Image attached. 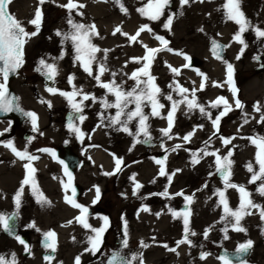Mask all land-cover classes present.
Instances as JSON below:
<instances>
[{
    "label": "rangeland",
    "instance_id": "rangeland-1",
    "mask_svg": "<svg viewBox=\"0 0 264 264\" xmlns=\"http://www.w3.org/2000/svg\"><path fill=\"white\" fill-rule=\"evenodd\" d=\"M73 2L82 3L86 8L103 4L97 0ZM224 2L225 0L203 2L190 0L188 5L182 6L180 0H170L164 14L158 20L147 19L146 25L151 31L142 32L136 42H130L127 37L126 40L115 37L92 39V43L100 49L109 50L107 57L113 56L118 59L111 63L104 61L107 57L105 58L103 51L97 53V61L105 64L109 71L106 78L105 73L101 76V82L110 83L113 80L110 72L116 74L118 72L114 78L115 82L125 91H130L135 85V81L129 79V76L147 62L140 59L139 62L134 60L127 66H120L119 61L144 57L143 53L146 54L144 45L148 48L164 49V45L155 39L156 36L168 41L167 48L156 54L149 68L150 75L155 77L154 83L161 90L162 95L159 99L165 105L161 109L164 118L159 125L149 127L152 139L141 143H136L134 136L138 129V120L128 124L133 135L122 130L114 133L112 129L98 133L101 126L107 125L110 122L109 118L115 116L117 109L105 108L101 103L104 99L96 96L100 91L107 92L93 78L98 74V64L92 65L93 76H89L80 62L75 60L76 54L72 43L64 41L57 35L58 29H63L62 26L70 16L73 21L78 20L75 10L70 14L62 7L68 0H44L43 3L40 0H12L8 5L9 12L22 23L27 32L37 33L27 38L23 49V65L11 81L10 87L18 95L20 106L34 113L37 119L43 122L42 128L47 121L48 105L52 107L49 108V231L56 234L57 250L53 253L54 260L49 264H75L76 257L80 258V264H101L109 253L106 249L125 253L130 260L133 256L137 257L132 264H141V260L143 264H223L218 256L220 248L235 250L249 240L252 241V247L247 264H264V219H261L259 209H251L253 214L245 215L241 220L240 226L246 230L244 232L232 230L234 221L231 218L222 221L224 212L216 194L217 190L225 192L229 207L233 210L239 207L240 194L236 189H225L223 180L217 177L215 157L204 156L201 152V149L206 148L207 151L218 152L223 157L231 150L233 153L230 157L231 183L244 186L251 193V199L264 207V196L257 190L260 182L249 183L252 174L247 170L250 162L254 170L259 169V165L256 164L258 149L249 138L264 137V122H260L261 115L264 114V38L257 37L254 31L255 28L264 30V0H241V10L252 26L241 34L243 44L228 41L224 27L216 32L211 29L212 15L222 18L225 16L222 9ZM84 8L79 11L86 12ZM37 10L42 13L38 31L35 25L29 23L35 18ZM212 10L213 13L210 15ZM245 12H251L250 17H247ZM253 12L260 14L259 19L254 17ZM170 15L173 16V22L169 29L164 25ZM206 17L208 24L203 25V18ZM69 27L71 28L70 24ZM121 28H124V25ZM205 30L207 35L203 34ZM143 38L147 41H142ZM212 40L225 45L226 53L223 59L219 60L210 54L208 45ZM115 46L117 48L113 52ZM239 49L244 55L237 52ZM185 56L188 59H185ZM41 59L48 64L56 65L58 74L53 80H49L42 71L36 70ZM228 64L233 68L231 84L226 82ZM172 68L179 70V74L174 73ZM202 83L204 88L200 90ZM177 86L189 90L185 94L189 99L192 98L191 93L195 89L197 104L204 106L212 118L201 114L199 108L189 111L186 104L181 103L173 116L170 134L172 138H168L163 136L161 130L168 127L165 115L170 110L167 105L172 102L164 97L172 95L173 100H181V96L174 91ZM50 87L57 89V93L82 90L83 93L96 98L95 101L92 99L84 101L83 111L75 115V126L83 133L80 146L87 145L89 149L97 147L101 150L100 154L106 159V161L102 159V163L106 164L105 173H114L116 160L122 161L119 173L110 176V180L116 181L117 188L114 189L118 192L115 207L111 211L112 223L116 224L113 229L116 244L113 245L114 236L110 235L108 243L105 240L104 249L100 253L86 251L91 248L88 238L94 233L85 229L76 220V217L81 215L78 208L71 211L64 204L66 196V193L62 194L64 189L61 192L57 191L61 183L58 180V168L54 166L56 161L52 155L53 146L62 143L63 134L75 135V132L67 127L65 119L67 113L74 115L75 112L66 97L61 95L49 99L47 89ZM232 88H235V94ZM40 89L46 94L44 97L38 96L37 92ZM51 94L53 93L49 92V95ZM219 97L225 98L232 110L221 118L217 130L213 120L223 111L224 105L218 108H211L210 105ZM81 99L82 96L76 97L77 102ZM235 99L241 101L243 109L235 107ZM254 106H259L260 111H256ZM134 108L135 105L130 104L125 111ZM80 116H84L85 119L81 121ZM245 120L248 122L245 123ZM248 124L252 128H247ZM120 127L121 125H117V128ZM190 133H192L190 141H184L182 138ZM221 137L230 139L231 142L225 146ZM138 138L144 140L142 135ZM205 142H208L207 145ZM176 145L180 147L172 151ZM194 152L199 155V162L195 165L192 163ZM161 153L163 156L160 158ZM160 159L165 161L164 167L168 175L175 173L171 181L168 175H159L161 165L156 161ZM134 174L135 182L132 179ZM104 179L101 176L98 181L103 182ZM137 182L142 187L134 194ZM165 192L167 195H164ZM179 193L182 195H178ZM186 196L193 197L191 204L185 200ZM145 208L148 210L145 211ZM185 210L191 212L189 227L196 235L188 237L191 244L177 246V241L184 238V225L183 219L174 217L173 212ZM37 221L46 227L48 219L37 218ZM87 222L93 228H105L100 219H90ZM140 223L144 226L142 231L138 228ZM226 226L227 233L223 231ZM205 230H209L207 238L204 236ZM142 242L147 246L143 247ZM164 245L168 247L165 248ZM0 247H3L1 239ZM169 248H174L175 251H169ZM17 252L19 250H7V258H13L14 254L16 264H47L40 257V251L30 252L28 258ZM202 254H206L203 259ZM0 256H4V252H0Z\"/></svg>",
    "mask_w": 264,
    "mask_h": 264
},
{
    "label": "snow or ice",
    "instance_id": "snow-or-ice-1",
    "mask_svg": "<svg viewBox=\"0 0 264 264\" xmlns=\"http://www.w3.org/2000/svg\"><path fill=\"white\" fill-rule=\"evenodd\" d=\"M12 2V0H0V113H8L12 111H23L19 108V105L16 104L14 107L13 101L18 99L15 97H11L10 93L8 92L7 88V82L11 75H14L18 72V70L23 65V49L24 45L27 41V38H30L31 36L36 35L37 33H29L25 30L24 26L20 21H18L8 10V5ZM41 3L44 2V0H40ZM107 2V0H105ZM117 4H119L121 11L127 13V9L124 7V5L120 2V0H115ZM170 0H148L147 4L144 7H141L138 9L140 14L142 16L147 17L149 20L155 21L158 20L163 14L164 10L168 7ZM200 2H203V0H200ZM181 5H188L190 3V0H180ZM241 0H225V3L222 5V9L224 11V14L228 20L234 21L239 26V31L235 35L234 39L243 44L244 41L241 38V34L247 31L251 26L250 22L246 19L243 11L240 7ZM62 7H65L69 13L71 14L73 10L77 12L78 15H83L82 12L79 11V9H83L85 7L82 3H74L73 0H68V3L66 5H63ZM182 14V13H181ZM42 18V13L37 10L35 14V18L29 21V23L35 25L37 27V31L39 30V24ZM173 22V16H169L167 19V22L165 23L164 27L169 28ZM68 23L71 25L72 31L68 33H60L57 32V35L62 36L64 41H70L74 47L75 50V60L79 61L82 65L84 71L89 75L93 76V69L92 65L94 63L98 64V74L95 75L93 78L99 83L100 87L107 90V92L115 97V102L110 103L107 100H102L101 103L105 108H115L117 109L116 114L114 117H110V123L112 125H121V127L118 130H122L125 132H129L130 135H133V133L130 132L128 128V124L133 120H138V129L137 132L134 134L136 137V143L141 142H148L152 139L150 132H149V125L147 123L149 116L146 114L143 109L145 107L151 108V115L152 116H160V110L165 107L163 103L160 102L159 97L162 95L160 88L154 83L155 77L151 76L149 73V68L151 66L152 61L155 59V54L158 52L165 50L167 48L168 41L165 40L163 37L156 36L155 39H157L161 45H164V49L162 48H148L146 45L144 47L146 48V55L142 58H132L133 60H136L139 62L140 59L146 61L143 65V67L137 69L134 71L130 76L129 79H132L135 81L134 87L130 91H125L121 85L116 84L115 82V73H112L113 80L110 83H104L101 82V76L107 71V67L105 64L97 61V53L103 51L105 54V58L107 57L108 49H100L95 44L92 43V38L95 36H98L99 33L96 29V26L93 25H85L82 23H76L71 19V16L69 17ZM144 31H151L150 28H148L147 25H141L140 28L137 30V32L134 35H129L128 33H123L122 29L118 26L115 28L113 35L116 33H121L122 35L126 36L130 42H136L137 38L140 36V34ZM257 37L264 38V30H261L259 28L254 29ZM222 46L215 45L213 51L214 55L217 56V58L220 57V53L217 52L215 49L220 48ZM170 50V49H168ZM62 58V57H61ZM185 59H188L187 56H185ZM171 67V66H169ZM37 71H42L44 75L49 80H53L54 77L58 74V69L55 64H48L43 59L39 61V67L36 69ZM172 71L176 74H179V70L172 68ZM232 73L233 68L231 64L227 65V74L228 79L227 83L231 84L232 82ZM140 77H146V79H141ZM72 78H69V82L71 83ZM171 87V86H170ZM204 88V84L202 83L200 85V90ZM47 91L50 93L56 94L57 89L55 88H48ZM174 91H176L180 96L181 100L176 101L173 100L172 95H167L164 97V99L172 102V107L170 112L168 113V116L166 117L168 121V127L166 129H162L163 136L172 138L171 132L173 128V116L175 111L178 109L179 105L181 103L186 104L189 111L199 108V111L201 114L207 116L209 119H211V113L207 112L205 110L204 106H201L197 104V101L195 99V92L194 89L191 93L192 98L189 99L186 93H188V89L177 86ZM233 93L235 94V88H232ZM60 95L67 98L69 103L71 104V107L75 113H81L83 111V102L87 101L89 99H92L95 101V97L89 96L88 94H85L82 92V90H74L71 93L68 92H60ZM82 96V99L77 102L76 97ZM134 104L135 108L131 111H125L128 108V105ZM224 105V109L222 112H220L219 115L215 117L213 120L214 127L218 130L219 123L221 118L226 115L229 111H231V105L228 104V101L225 100L223 97L217 98L216 101L212 102L210 107L211 108H218L221 105ZM51 106V105H49ZM235 107L238 109H243V104L239 99H235ZM256 111H260L259 106H254ZM23 115L30 118L32 127L34 131H37V116L32 112H23ZM126 116V119L122 120L121 117ZM164 118V117H162ZM79 119L83 121L85 119L84 116H80ZM248 121L245 120V123ZM264 122V114L261 115V121ZM69 129L77 134V138H80L83 133L80 132V129L75 127L72 123H69L68 125ZM202 127V126H201ZM3 133H0L2 135ZM143 136L144 140L141 141L138 137ZM192 133L185 135L182 139L184 141H190ZM211 139V138H209ZM223 140V143L225 146H227L231 141L230 139H226L221 137ZM251 139V142L257 147L258 151L256 153V164L259 165V169L254 170L252 163L250 162L247 165V170L252 174L249 183H256L259 181L258 186V192L260 195L264 196V137H255V138H249ZM206 145L208 142H205ZM7 147H10L13 153L19 157L21 160H27V161H33L38 159L36 156H32L27 153V151H18L11 143L6 145ZM163 146V145H161ZM180 145H176L175 148L172 149V151H175L178 149ZM41 151H48L47 149H43ZM165 151H168L165 149ZM201 152L204 156H214L215 157V163H216V172L221 174L224 187L225 189L232 188L236 189L240 194V204L239 207L236 210H233L229 207L228 200L225 196V192L221 190H217L216 194L219 197V203L223 206V212L224 215L222 216L221 220H228L231 218L234 223L232 224V230L237 232H244L246 231L243 227L240 226V222L243 219L245 215H252V211L250 209H259V215L261 219H264V207L255 204L251 199V193L242 185H237L235 183H231V166L232 161L230 160V157L233 155L232 151L229 150L226 156L221 157L218 152H209L207 149H201ZM54 156L55 153H52ZM193 159L192 163L195 165L199 162V155L198 153H192ZM122 161L120 159L116 160V171L120 170ZM157 164L161 165L159 175L165 176L168 175L165 171V161L164 160H157ZM25 168L27 170V177L22 181L21 188L18 190L16 196H15V203L17 208H19L21 204V196L23 193V186L28 185L30 182L32 184L33 193L37 195V202L41 203L42 205L49 204L50 202L43 196L42 193H38L37 186L35 184V180L33 179V174L35 173V169L31 167V164H26ZM65 173L68 175L69 180L68 183L64 185L65 189L67 190L68 187L71 186V173L68 172L67 165H65ZM179 171V170H177ZM114 173H105V175H112ZM173 173L172 175H174ZM172 175H168L169 181L172 179ZM133 181L135 182V174L132 177ZM142 185L138 182L135 183V189L134 194L136 190L141 188ZM73 196L76 195L75 189L72 191ZM164 195H167V192L164 193ZM178 195H182V193H179ZM97 199L99 198V189H97ZM185 200L188 202V204L192 203L193 197L192 196H186ZM65 201L67 203H70L74 208L80 209L81 215L76 217V220L79 221L80 224L83 225L85 229H89L94 235L89 236L88 243L91 245L90 249H86V251H91L93 253L99 251V246L102 242V234L105 231V228L96 229L91 227V225L86 220V215L88 213V209L78 203H76L74 200H71L65 196ZM187 209V205H186ZM145 211L148 209L145 208ZM15 215V214H14ZM191 215L190 210H185L183 212H173L174 217L182 218L183 219V225H184V238L180 241H177V246L180 244H191V241L188 239V237L195 236L196 233L190 230L189 224L190 220L189 217ZM13 217L0 214V226H2L3 230L5 232H12V226L10 225L9 221ZM105 226L108 224V220H104ZM30 227H35V225H30ZM39 231V229H37ZM208 231L205 230L204 236L207 238ZM223 231L227 233L228 227L226 226ZM17 239H20L17 237ZM44 239L47 241L45 244V247L47 249H50L52 253H55L57 250V243H56V234L52 231H49L47 233H44ZM225 239H227V235H225ZM21 244H24L23 240H20ZM125 247L127 246V241L124 242ZM142 246L146 247L147 245H144L142 242ZM27 249V245H25ZM165 248H167V245H164ZM252 247V241H247L246 243L240 244L236 249V259L239 261V264H247V261L243 258L247 255L249 250ZM169 251H175L174 248H169ZM30 251V250H29ZM206 254H202L201 258H205ZM137 257L133 256L131 260H123L122 257H120L118 254H113L112 260L109 261V264H132L133 260H136ZM219 259L223 262V264H232V261L228 259L227 255L219 257ZM45 260L52 261L54 260V256H46ZM0 264H16L15 257L13 254V258L11 261L7 260L4 256H0ZM75 264H80V258L76 257ZM141 264H143V261L141 260Z\"/></svg>",
    "mask_w": 264,
    "mask_h": 264
},
{
    "label": "flooded vegetation",
    "instance_id": "flooded-vegetation-1",
    "mask_svg": "<svg viewBox=\"0 0 264 264\" xmlns=\"http://www.w3.org/2000/svg\"><path fill=\"white\" fill-rule=\"evenodd\" d=\"M11 90L15 98H18L14 89L11 88ZM47 103H49V100ZM16 104L23 110L21 111L22 113L28 112L20 106L19 98L16 99ZM69 115V119L65 118L67 127L69 123L75 126V115H78V113H74V115L73 113H69ZM42 123L43 122L37 119L38 130L34 131L30 118L25 115H23L20 120L0 118V133H3L0 135V214L13 217L9 221L10 225L12 221H15V228L12 236H9L3 230L2 226H0V239L3 244V247H0V252H4V257L8 260H12V258H7V250H19L17 253L26 258L30 257V252L33 251H40V257L44 260L46 256H53L51 250L49 251V249L45 247L47 241L44 239V233L49 232V204L42 205L37 202V195L33 193L31 182L23 186L19 208H17L15 203V196L21 188L22 181L27 177L25 165L29 163L31 167L36 170L33 174V179L35 180L38 193H42L49 201V105L47 110V121L44 128H42ZM82 140L83 137L77 138L76 133L72 136L63 134L62 143L53 146V153H55L53 158L56 161V165L54 164V166L58 168V180L62 185H60L57 191L61 192L64 189L62 194L66 193L69 199L86 207L88 209L86 220L100 219L103 221L104 226V220H108L102 242L99 246L100 253V251L104 249L105 240L108 243V237L110 235L114 236L113 245L116 244V234L113 231L116 224L112 223L113 217L111 211L115 207L114 202L117 200L118 192L114 189V187L117 188V183L114 179L110 180V176H116L118 171L114 172L112 175H104L106 164H103L102 158L98 157L99 155L102 156V154H100L101 150L97 147L89 149L87 145L81 147ZM9 143L18 151L26 150L28 154L36 156L38 159L33 161L21 160L13 153L10 147L6 146ZM43 149H47L48 151H41ZM87 151L88 153H86ZM66 152H69L78 162V165L72 172L68 171L71 173L72 181L71 186L68 187L67 190L64 185L68 183L69 177L65 173V170H63L65 167ZM104 161H106V159ZM61 162L64 163V167ZM101 176L105 178L103 182L98 181ZM73 189H75L76 192L75 196L72 194ZM97 189H99L98 199L96 198ZM64 204H66L71 211L75 209L70 203L65 201V197ZM75 216L74 213L73 217ZM37 218L48 219V222L45 223L46 227H43V225L37 221ZM33 224L35 227H30V225ZM37 229H39V231H37ZM17 237L20 239H17ZM20 240H23L24 244H21ZM25 245H27V249ZM106 250L109 252L108 255L113 252H120L113 249ZM45 262L49 264V261L45 260ZM104 262L101 264H104Z\"/></svg>",
    "mask_w": 264,
    "mask_h": 264
},
{
    "label": "bare ground",
    "instance_id": "bare-ground-1",
    "mask_svg": "<svg viewBox=\"0 0 264 264\" xmlns=\"http://www.w3.org/2000/svg\"><path fill=\"white\" fill-rule=\"evenodd\" d=\"M97 1H101V3H103V4H95L94 6H89L88 8L85 7L86 12L80 11L83 13V15H78L76 12V16H77L78 20H76V21L74 20V22H76V23H82L85 25H93L94 24L96 26V29H97L99 35L95 36L93 38L108 39L111 37H115V39L122 38L123 40H126V36L122 35L121 33H116L115 35H113V32H114L116 27L119 26L121 28L122 25H124V28H121L123 33L135 34L141 25H146L148 23V21H147L148 18L145 16H142L140 14V12L138 11L139 8L144 7L147 4L148 0H120V2L127 9V13L121 11L119 4H117L115 2V0H107V2H105V0H97ZM87 3H85L86 6H87ZM224 3H222V5ZM85 8H84V10H85ZM212 13H213V10L210 12V15H212ZM245 14L247 17L248 16L250 17L251 12H249V13L245 12ZM253 15L256 19H259L260 14L257 15V13L253 12ZM207 19H208V17L203 18V22H202L203 25L208 24ZM210 25L212 27L211 29H213L215 32L221 27L226 28V31H225L226 39L230 42L238 43L234 39V37L238 33L239 30H238V25L234 21L228 20L226 18V16H223V18H222V16L217 17V16L212 15V18L210 19ZM62 28H63L62 30L58 29V31L60 33H68L70 31H72L71 30L72 28L69 27L68 21H66V23H64ZM203 34L207 35V30H205V32ZM59 38L63 39L62 36H59ZM142 41L146 42L147 39L143 38ZM116 48L117 47L115 46V50H113V52L116 51ZM237 52L244 55V52L240 49L237 50ZM122 54H124V56H125L124 52ZM47 55H49V50L47 52ZM145 55L146 54L143 53V56H145ZM155 57H156V54H155ZM132 58L128 59V60H124V61H119V65L120 66L129 65L131 62L134 61ZM112 59H113V61H112ZM117 60L115 58H113V56H109L104 61H109V62L113 63ZM107 71H108V68H107ZM107 71L105 72V78L108 76L107 74L109 71L108 72ZM110 73H115V72H110ZM117 74H118V72H117ZM117 74L115 75L114 78H116ZM111 79H113L112 74H111ZM37 93H38L39 97H44V95H46L44 93V91L41 89ZM59 96H61L59 93L51 94V95H49V99L59 97ZM96 96H97V98L99 97L101 99L107 100L110 103L115 101V97L113 95L107 93L106 91H100L96 94ZM53 103H56V101H53ZM50 104H52V103L50 102ZM167 106L171 110L172 103L168 104ZM49 108H52V107L50 106ZM170 110L168 112H166L165 117L168 116V113L170 112ZM143 111L146 114H148V116H149V119L147 121L149 127H152L154 125H159L160 122L162 121V117H163V113H164V112H162V110H160V116H152L150 107L144 108ZM121 119L122 120L126 119V116L121 117ZM246 127L252 128V126L249 124ZM111 129L114 131V133L117 131H121V130H118L119 128H117V125H112L109 122L107 125H104L103 127L101 126L98 133H103L106 130L110 131ZM98 157L105 159L101 155H99ZM181 172H182V177H183V171H181ZM118 173H119V171H118ZM252 201L255 204H258L256 201H254V200H252ZM161 225L162 224H160V228L162 227ZM143 227L144 226L141 225V223H140V226L138 228H139V230L142 231V230H144Z\"/></svg>",
    "mask_w": 264,
    "mask_h": 264
},
{
    "label": "water",
    "instance_id": "water-1",
    "mask_svg": "<svg viewBox=\"0 0 264 264\" xmlns=\"http://www.w3.org/2000/svg\"><path fill=\"white\" fill-rule=\"evenodd\" d=\"M215 45L222 46L220 48H216L215 49L217 52L220 53V57L221 58H217V56L214 55L213 49H214ZM209 52L211 53L212 56L216 57L217 59H223L225 57V53H226L225 45L223 43H221L220 41L212 40L209 43ZM19 70H18V72H19ZM18 72L16 74H14V75H11L9 77V79H8V82H7L8 92L10 93L11 97H15V96H14L13 92L11 91V89L9 88V83L18 74ZM13 104H14V107H15L16 100L13 101ZM22 116H23V114H22L21 111H15V110L12 111V112H8V113H0V118H4V119L12 118V119H19L20 120L22 118ZM64 163H65V165L68 166V171L69 172H72L76 168V166L78 165L77 159L75 157L71 156L69 152H66V157H65V162ZM217 176L222 179L220 173H217ZM11 226H12V229H13L12 232L11 233L6 232L9 236H12L13 233H14L15 221H12ZM250 252H251V249L249 250L247 255L243 257L245 260L248 259L249 255H250ZM113 254L114 253H111L107 257V259L105 260V264H109V261L112 260V258H113ZM115 254H118L125 261L128 260V257L126 255H124V254H119V253H115ZM225 255H227L228 259H230L232 261V263H239V261L236 259V256H237L236 250L235 251H228V250H225L224 248H222L219 251V257L225 256Z\"/></svg>",
    "mask_w": 264,
    "mask_h": 264
}]
</instances>
